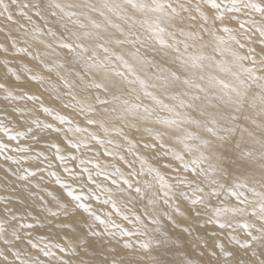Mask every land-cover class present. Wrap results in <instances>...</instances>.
I'll list each match as a JSON object with an SVG mask.
<instances>
[{
    "label": "snow or ice",
    "instance_id": "6c2138e0",
    "mask_svg": "<svg viewBox=\"0 0 264 264\" xmlns=\"http://www.w3.org/2000/svg\"><path fill=\"white\" fill-rule=\"evenodd\" d=\"M0 21L14 52L3 43L0 51L39 60L48 77L26 68L24 83L43 85L52 106L15 95L14 68L0 75L9 81L0 83L3 100L39 101L13 111L60 125L37 117L17 130L0 119V134L16 142L0 139V157L18 166L5 170L12 185L0 184V264H131L123 257L134 248L147 264H264V183L257 190L219 163L225 145L250 138L264 147V0H0ZM69 108L72 117L62 114ZM22 138L54 150L66 175L48 176L66 198L32 191L45 169L24 165L49 156ZM65 142L80 155L63 154ZM253 155L241 148V158ZM158 250L180 255L167 260Z\"/></svg>",
    "mask_w": 264,
    "mask_h": 264
},
{
    "label": "bare ground",
    "instance_id": "6f19581e",
    "mask_svg": "<svg viewBox=\"0 0 264 264\" xmlns=\"http://www.w3.org/2000/svg\"><path fill=\"white\" fill-rule=\"evenodd\" d=\"M21 22H23V21L21 20ZM2 26H3V22L0 21V27H2ZM0 43H3L6 46H8L10 52H14V50L11 49L10 45H8L7 39H6V37L4 36L3 33H0ZM20 46H24V45L21 44ZM30 50L42 52L44 49H43V46L42 45L33 44ZM5 59L10 60L11 63L8 64V65H5L3 63V61ZM8 68H14V69H16V71H17L18 74H21V81H19V82L15 81L14 78H11V81L14 83V86L16 88V91L14 92L15 95H17V96H23V95H26V94L27 95H33V94L39 95V96H41V101H43L48 106H52L50 100H48V98H49L48 95H44V93H43V95H41L42 91H45L46 92V90L44 89L45 87L43 85L37 84V83H35L33 81H27L28 83H23L22 84V82L25 81L26 76H27V73L25 72V69L26 68L32 69V72L35 73V74H40V75H44L45 77H48V75H46L47 73L43 71L44 67H43V65L40 64L39 60L33 61L31 58L26 57L23 54H21V55H8V54H5L2 51H0V75H8V73H7V69ZM51 79H52V82L53 83H56L57 82L56 79H55V74L53 76H51ZM0 83H5L7 85L9 83V81L8 80H0ZM16 85H19V87L18 86L16 87ZM36 85H37V88H36ZM3 95H4L3 90H0V119H4L6 123H9L10 122L9 123V126L10 127H13L14 129H17V130H25L26 129V126H27L25 124V122L26 121L30 122L31 119L37 118V117L40 120H42V121H44L46 123H53L57 127L60 126L58 122H56V121H54L52 119V117H49L46 114L41 113V112L33 111L31 115L25 114V115L22 116L19 112H14L13 111L14 108H21V109H25L26 110V113H27V109H32L34 104H35V108L38 109L39 108V104H40L39 101L32 102V101H27V100H18L16 102H8V101H4L3 100ZM61 109H62V106H57L56 107V110L57 111H61ZM62 114L68 115V116L72 117L73 116V110L71 108H69L67 110H64L62 112ZM77 122L80 123L81 126H85L83 124L82 118L77 117ZM41 135H46L47 138H48V140H50L53 143H58V142L64 140V135L63 134H59V137H58V134L53 133V132L41 133ZM70 135L71 134H69V136ZM0 139H3L5 143H9L11 147H15L16 146V142L15 143H14V141L9 142L6 137H3L2 134H0ZM137 139H139V137H137ZM248 139L252 141V139H250V138H248ZM252 143L253 142H251V143L249 142L250 145ZM21 144L24 145V146L31 145V147L33 149V153L38 152V151H44L45 154L49 156V161H31L29 164L24 165L25 167H28V166H31V165L40 164V166L43 169H45L42 172H40L37 169H34V170H37L38 171V175L35 178V180H33V184H35L36 182H39L41 176H43L44 179H43V182L41 183V189H35V188H33L32 191L38 192L40 195H42V196L45 197V200H48V201H52L53 197L48 196L46 194V192L43 191V189H47V191H51L53 193V196L56 197V198H61V197H65L66 198V194L63 192L62 189L59 188L58 185H56L54 178L48 176V171H57L61 175H66V174L63 173V165H60L59 161L54 158V150H49L48 148H46L44 146V141L43 140L40 143H37L36 141L31 140L30 138L29 139L22 138L21 139ZM228 146H229V148L231 147L230 145H228ZM254 147H256V146H254ZM61 148H62V150H64L63 154H76V155H80V153H75L72 150L68 149L66 147V142L61 144ZM224 148H226V147L224 146ZM224 148L221 149V152H223L222 150ZM251 148L253 149V147H251ZM96 150L97 149L94 147L93 148V152H95ZM230 150H233L232 147L230 148ZM224 151H226L225 153L223 152L224 153L223 155H225V156L224 157L222 156V158H225L226 157V161L229 164V162L231 160L229 161V158L228 157L230 156L229 154H231V153H228V149H224ZM253 151L255 152V154H259L261 152V151L258 152L259 151V149H258L257 150V153H256L255 148H254ZM93 152H85L84 155H87L89 158H92L93 157ZM234 152H236V151H234ZM9 154H13V153H9ZM226 154H227L228 157L226 156ZM237 154H240V153L238 152ZM231 155H233L234 158L232 159L231 157H233V156H231L230 159H232V160L235 159V160H237L239 162L238 159L241 158L240 156L237 155L239 157V158H237V157H235L234 154H231ZM256 156H258V155H256ZM253 157H255V156H253ZM258 157H260V156H258ZM255 158H257V157H255ZM251 160H255V159H250L249 161H251ZM258 160H260V159H258ZM49 162L52 163V165H53V167L50 168V169L48 168V163ZM232 162L233 161H231V164H232ZM235 162L236 161H234L233 163L235 164ZM240 162H242V163L244 162L246 164L245 161H240ZM254 162L257 163V161H254ZM258 163H259V161H258ZM67 164H68L69 167L72 166V162L71 161H68ZM228 164H225V165L228 166ZM260 164H261V162H260ZM239 166H242V165H239ZM246 166H248V164ZM249 166H251V165H249ZM17 167L18 166L13 165L10 161H7L6 162V161L3 160L2 157H0V184H8V186H11L12 185V181L15 180V177L12 176V174H11L10 171H5V170L6 169L15 170ZM173 167H175V165H173ZM228 167H231V166H228ZM243 167H245V165L242 166V168ZM256 167H258V166H256ZM245 169H247V167ZM237 170L238 169H236L235 171L237 172ZM250 170L248 168V170L246 171V173L248 172V174H250V175H252L251 173L254 174V172H253L254 169L252 170V172ZM259 172H260V170H259ZM256 173H258V172H255V174ZM168 175L169 176H174L175 173L172 172V171H168ZM250 175L249 176L247 175L246 178H245L247 182H248V179L250 178ZM260 175L262 176L261 173H260ZM241 176H244V175H241ZM256 176H259V175H254L252 177H255L259 181H262L264 179L261 176H260V178H258ZM252 177H251V179H253ZM260 179H262V180H260ZM240 180H242V179H240ZM258 180L256 182H254L253 184L255 185V183H257V182L259 183ZM251 182H249V183L252 184ZM262 183H264V180L259 183V186H261ZM14 186L17 187V188H19L20 187V182L17 181ZM258 187H257V189H258ZM3 194H7V193H5L3 191H0V195H3ZM25 195H27V193H25ZM29 203H30V201H29ZM92 205H93V207L95 209H97V211H100V212L111 210L110 209V206H104L103 208H101L100 205L97 202H95V201H92ZM49 206H52V205L50 204ZM36 209H37V211H39V202L36 205ZM53 210H56V209L53 208ZM141 211H142V209H141ZM35 214L36 213L34 212L33 215H35ZM113 219L117 223H121L123 226H128L127 225V222L126 221H123L122 220V217L120 215H117L114 212V210H113ZM79 227L86 228L87 225L84 224L81 221L79 223ZM207 227H211V226H207ZM170 231L175 232V231H179V229L175 225H172ZM39 235H40V233L33 232V236L37 237V239L39 238ZM52 235L55 236V233H53ZM133 240H135V238H133ZM18 246L22 248V251L24 253H28L29 254L28 255V258H35L36 255H37V253H38V250L37 249H30V247L26 244V241L20 242V244ZM2 247H4V245L2 244V242H0V248H2ZM129 251H130L129 254L127 256L123 257V259H125L128 262H131V264H147L148 256H146L143 251H141L138 248H134L133 250H129ZM157 254L161 255L163 258H165L167 260L176 259L177 258V255L178 256L180 255V254H176V253H172V252H168V251H159V250L157 251V253H153V255H157ZM22 258H25V257L22 256ZM39 258L41 259V261H46V260H53L54 261V258H52V257H48V258L43 257L42 253L40 254V257ZM9 259L11 260L13 258L10 256Z\"/></svg>",
    "mask_w": 264,
    "mask_h": 264
},
{
    "label": "rangeland",
    "instance_id": "374dc122",
    "mask_svg": "<svg viewBox=\"0 0 264 264\" xmlns=\"http://www.w3.org/2000/svg\"><path fill=\"white\" fill-rule=\"evenodd\" d=\"M13 11H15V9H13ZM43 71L46 72L45 69H43ZM46 73H47V72H46ZM46 73H45V74H46ZM46 75H49V74L47 73ZM53 75H54V74H52V76H53ZM23 83H24V82H22V84H23ZM27 83H28V82H27ZM56 83H58V82H56ZM20 84H21V83H20ZM20 84H19V85H20ZM19 85H16V87H17V86L19 87ZM34 86H35V85H34ZM34 88H35V87H34ZM36 88H37V85H36ZM44 89H45V88H44ZM42 93H44V95H48L47 92H45V91H42ZM46 97H47V96H46ZM48 97H49V96H48ZM48 100H50V98H48ZM38 109H39V108H38ZM37 112H38V111H37ZM41 113H42V112H41ZM258 135H259V133L257 132V136H258ZM249 142H250V143L253 142L252 144H253L254 146H256V147H254L252 144L250 145ZM14 143H15V141H14ZM229 145H230V146L232 147V149H233L234 151H236V152H234L233 150H230L231 147L229 148L228 145H227V146L225 145L226 148H224V147H223V148H224V149H228V153L234 154L235 157H237V158H239L238 156H240V154H237V153H238V152L240 153L241 148H244V149H246V148H247V149H250L251 147H253V149H252V148H251V149L254 150V148H255L256 153H257V150H258V149H259L258 152H260V151H261V152H260L259 154H255V152L253 151V152H254V155H253V156H255V157H257V158H255V157L248 158V159H244V158H242L243 160L240 158L241 160L238 159L239 162H238L237 160H235V159L232 160V159L234 158L233 155L229 154L230 156L228 157L227 154H226V156L229 158V161H230V160L233 161V162L236 161L235 164H234L233 162H232V164H231V161H230V162H229L230 165H229L228 162L226 161V157H225V158H222V156L224 157L225 155H222V156H221V159H220V161H219V163L221 164V166H223V167L226 168V169H231L232 172H234V173H233V177H234V178L236 177L235 179H238V178H239V179H242V180H246V179H245L246 176H247V175H248V176L250 175V174H248V172L246 173V171L248 170V168H249V170L251 169V170H250L251 172H252V170L254 169V170H253L254 174L251 173L252 175H250V178H249V179L247 178V179H248V182H251V181H252V182H251L252 184L258 180V179H256L255 177H252V176H254V175H259V176H256V177L260 178V176H261L260 173H261V174H262L261 177L264 178V173H263V172H264V170H263V169H264V156H263V155H264V147H261V145H260L259 143L257 144V143H255L253 140L251 141V140H249L248 138H246V142L244 143V145H243V144L241 145V148H240V149H239V148H236L235 145L233 146V144H232V145L229 144ZM259 145H260V146H259ZM250 146H251V147H250ZM224 149H223L222 151L225 153L227 150L224 151ZM236 149H237V150L239 149V150L237 151ZM223 152H222V153H223ZM224 153H223V154H224ZM235 153H236V154H235ZM261 153H262V154H261ZM237 155H238V156H237ZM256 155H258V156H260V157H258V156H256ZM261 155H262V156H261ZM231 156H233V157H231ZM230 157H231L232 159H230ZM237 158H236V159H237ZM250 159H255V160H251V161H249ZM258 159H260V160H258ZM227 160H228V159H227ZM240 161H245L246 164H245L244 162H243V163H244V164H243V163L240 162ZM252 161H253V162H252ZM254 161H257V163L254 162ZM258 161H259V163H258ZM262 161H263V162H262ZM260 162H261V164H260ZM225 164H228V166H231V167H228V166L225 165ZM236 164H237V165H236ZM238 164H239V165H242V166L245 165V167L242 168V166H239ZM247 164H248V166H246ZM254 164H255L256 166H258V167H256ZM249 165H251V166L253 165V166H252L253 168H252L251 166H249ZM246 167H247V169H245ZM236 169H238L237 172L235 171ZM243 169H244V170H243ZM259 170H260V172H259ZM240 171H241L243 174H242ZM239 172H240V173H239ZM255 172H258V173L255 174ZM244 173H245V174H244ZM249 173H250V172H249ZM238 174H239V175H238ZM246 174H247V175H246ZM241 175H244L245 177H244V176H241ZM237 177H238V178H237ZM241 177H242V178H241ZM251 177H252L253 179H254V178H255V179L253 180V179H251ZM250 179H251V180H250ZM260 180H262V179H260ZM263 180H264V179H263ZM263 180H262V181H263ZM258 181H259V180H258ZM262 181H259V183L262 182ZM259 183H258V182L255 183V185H256L255 187H256V188L259 186ZM257 184H258V185H257ZM259 189L261 190V186H259L257 190H259ZM182 227H183V226H182ZM182 227L180 228L181 230H182ZM180 229H179V230H180ZM177 258H178V255H177ZM54 263H55V262H54Z\"/></svg>",
    "mask_w": 264,
    "mask_h": 264
}]
</instances>
